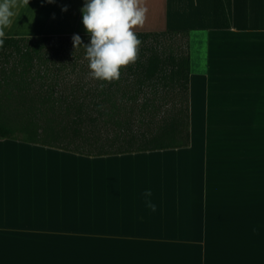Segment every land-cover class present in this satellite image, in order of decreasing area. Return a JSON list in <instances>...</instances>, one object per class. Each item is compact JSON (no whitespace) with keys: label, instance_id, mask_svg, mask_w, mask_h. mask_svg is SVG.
<instances>
[{"label":"crops","instance_id":"obj_1","mask_svg":"<svg viewBox=\"0 0 264 264\" xmlns=\"http://www.w3.org/2000/svg\"><path fill=\"white\" fill-rule=\"evenodd\" d=\"M57 1L16 9L6 36L87 33ZM143 6L184 35L188 145L86 156L1 138L0 264H264V0Z\"/></svg>","mask_w":264,"mask_h":264},{"label":"trees","instance_id":"obj_2","mask_svg":"<svg viewBox=\"0 0 264 264\" xmlns=\"http://www.w3.org/2000/svg\"><path fill=\"white\" fill-rule=\"evenodd\" d=\"M135 33L141 41L137 59L112 82L90 78L85 48H74V35L90 43L87 33L6 36L0 46V139L86 156L188 145L185 43L182 49L162 41L177 32Z\"/></svg>","mask_w":264,"mask_h":264},{"label":"clouds","instance_id":"obj_3","mask_svg":"<svg viewBox=\"0 0 264 264\" xmlns=\"http://www.w3.org/2000/svg\"><path fill=\"white\" fill-rule=\"evenodd\" d=\"M30 0H2L0 2V46L3 45L16 9L29 5ZM53 3L54 0H45ZM67 11V8L62 9ZM147 8L143 0H85L81 9L83 25L90 36V43L83 45L79 35L73 36V45L77 50L83 46L88 60L89 76L99 81L112 82L120 79L121 69L137 59L141 41L135 29L145 24ZM151 190L143 193L146 206L153 212Z\"/></svg>","mask_w":264,"mask_h":264},{"label":"rangeland","instance_id":"obj_4","mask_svg":"<svg viewBox=\"0 0 264 264\" xmlns=\"http://www.w3.org/2000/svg\"><path fill=\"white\" fill-rule=\"evenodd\" d=\"M60 1L61 0H58L57 2H60ZM76 3L78 4L77 15L79 16L80 14H82L81 9L84 7L85 0H76ZM52 6H53V3L47 4V8L48 7L52 8ZM77 15H75L73 18H76ZM78 19L79 18L77 17L76 19H74V21L75 22L79 21ZM75 24H77V22ZM52 25L53 24L49 25L48 29H51ZM75 27H76V29L78 28L80 30H85V27H84L82 21L79 22L78 26L76 25ZM175 28H176V24H175V19H173V18H168V19L165 18L164 19V18H147L146 17L144 26L142 28H137L134 31H145V32L146 31H150V32L168 31L171 33V32H176ZM162 41L165 44L172 45V47L180 45V46H182V49H183L184 35L182 34L181 31H178L176 34H168L165 38L162 39ZM60 84L61 85H59V87L57 89L63 90V87L65 84H64V82L60 83ZM1 93H2V91L0 90V94ZM168 94L170 96L172 95L170 93H168ZM3 107H4L3 110H4L5 114L11 115L12 117L14 116L13 110H11L9 107L8 108H6L5 106H3ZM17 135L19 136L20 134H17ZM83 149L89 151L92 148L90 145H83Z\"/></svg>","mask_w":264,"mask_h":264}]
</instances>
